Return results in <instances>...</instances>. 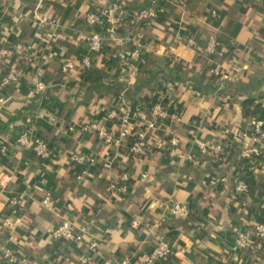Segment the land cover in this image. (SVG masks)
Returning a JSON list of instances; mask_svg holds the SVG:
<instances>
[{
	"label": "crops",
	"instance_id": "crops-1",
	"mask_svg": "<svg viewBox=\"0 0 264 264\" xmlns=\"http://www.w3.org/2000/svg\"><path fill=\"white\" fill-rule=\"evenodd\" d=\"M112 1L0 0V50L28 47L25 58L10 56L5 66L0 63V81L8 67L19 73L17 83L0 87L5 99L0 108V221L7 216L13 224L14 252L32 264H117L123 259L146 264L164 236L176 254L157 264H264V246L259 252L235 247L239 233L254 242V226L264 223V145L241 136L248 133L251 117L264 122L262 0H200L192 13L185 10L186 0H159L157 19L146 24L134 16L151 0H117L121 44L105 39L101 52L90 51L81 36L93 31L104 36L105 26L92 29L85 17ZM209 35L219 48L208 55L203 46ZM188 37L195 40L194 48L187 46ZM134 49L141 59L128 82L118 57ZM84 57L91 61L88 71L81 68ZM67 62L74 69L65 74L61 68ZM40 68L47 90L33 94ZM210 68L220 76L210 75ZM161 79L180 83L164 99L175 118L143 130L149 146L145 154L133 158L126 144L109 147L94 136L65 132L90 121L119 130V122L106 119L108 112L116 108L123 114L129 107L147 113L163 96ZM25 129L49 142L48 160L16 145ZM128 130L130 136L141 130L134 118ZM172 136L192 160L168 156ZM200 143H219L224 151L217 157L202 154ZM74 153L92 163L71 165ZM84 170L85 178L77 181ZM122 174L128 175L125 193L117 191ZM238 181L246 184L245 193L235 194ZM47 194L54 200L53 212L40 204ZM13 196L27 200L24 211L9 212L7 201ZM173 203L187 204L189 217H171L167 207ZM134 218L137 229L131 227ZM64 220L86 228L81 242L50 239L48 231ZM4 235L0 229V240ZM91 241L97 242L94 250ZM0 264L6 263L0 259Z\"/></svg>",
	"mask_w": 264,
	"mask_h": 264
},
{
	"label": "built area",
	"instance_id": "built-area-1",
	"mask_svg": "<svg viewBox=\"0 0 264 264\" xmlns=\"http://www.w3.org/2000/svg\"><path fill=\"white\" fill-rule=\"evenodd\" d=\"M88 1V0H85ZM158 2L159 0H151L150 3L144 8L139 9L134 19L139 24H146L149 21H154L158 16ZM264 7V0H262ZM215 15V12H212ZM122 9L121 5L117 0H113L108 6V8L100 11H91L85 17V23L88 27L94 29L100 24H104V36L96 33L95 31L90 32L88 35H82L81 41L87 44L90 51L101 52L103 47V40L107 39L111 42H116L121 44L122 40L118 38L117 31L119 26L122 24ZM187 46L194 48L196 42L192 38H187ZM204 53L212 54L219 48V43L214 35H209L204 44ZM28 47L24 45H16L13 50L1 49L0 50V63L5 66L7 58L14 56L17 60L25 58ZM45 59V57H43ZM141 59L137 49L122 52L119 54L118 63L126 77L127 81H131L134 75L135 62ZM91 61L88 57L82 59L81 68L85 71L90 70ZM73 64L70 62L65 63L61 70L63 73L68 74L73 71ZM44 71L43 69L36 70V80L32 84L33 94H42L46 92L47 85L42 81ZM208 73L212 76L219 77L220 72L216 68L208 69ZM18 71L16 67H8L7 73L0 81V87L2 89L17 83L18 81ZM160 86L163 88V96L160 95V100L153 104L148 112H143L140 110H131L129 107H125V112L121 114L116 108L108 112L106 119L111 122H119L121 125L120 129L115 131L112 128L101 124L96 121H90L86 124L80 126H68L66 133L79 132L81 134H88L94 136L99 142L105 146L118 148L122 144L127 145L128 154L135 158L147 152L149 148L147 143L146 134L143 132L144 129H155L160 122L165 121L167 118H175V114L170 113L169 107L164 102L165 97H168L175 90V85L166 79L160 80ZM193 95L198 96L199 93L192 91ZM5 99L0 97V108L4 105ZM134 118L136 123L139 125L141 130L138 133L132 134L128 130V125L130 120ZM53 121V118H51ZM248 130L242 133L243 138H249L252 142L264 145V122L257 118L251 117L248 121ZM15 143L17 146L23 149H30L38 160L45 161L52 156V148L49 142L44 138L37 137L33 135L30 129H25L18 134ZM169 148L167 149L168 156L170 158L179 160H192V155L183 154L180 151V141L177 137L172 136L168 141ZM198 150L205 154L211 152L214 156H219L223 153V146L219 143H200L198 145ZM69 162L71 165L74 164H91L92 160L86 159L81 153H74L69 157ZM261 169L264 170V161L261 164ZM87 174L86 170L80 172L76 175V180L81 181L85 178ZM121 185L118 186L117 191L120 193H125L127 191L128 175L122 174L120 177ZM247 191V186L244 182L238 181L235 184L234 192L235 194H242ZM41 206L49 211L53 212L55 210V203L52 197L47 194L40 200ZM7 205L9 212L16 213L19 211H24L27 205V200L21 196H13L8 199ZM168 214L173 218H188L190 211L189 206L185 203H173L167 207ZM131 227L133 229L139 228V221L134 218L131 221ZM1 232L5 235L0 240V259L6 264H32L30 260L18 256L13 248L12 243L14 241L13 237V224L10 222L9 218L5 216L0 221ZM87 233L86 228L78 229L76 224L70 220H64L54 228L48 231V236L51 240L67 242L74 241L76 243L81 242ZM105 234H109L110 230L106 229ZM252 235L255 241L252 242L247 233H239L235 238V247L239 250H250L252 252H259L264 246V223H258L254 226L252 230ZM97 247V242L91 241L89 243V249L94 250ZM174 245L166 239L164 236H160L157 240L156 245L153 247L150 254L147 255L145 262L146 264H157L164 259H167L175 255ZM84 262V258H81ZM117 264H129L127 259L119 261Z\"/></svg>",
	"mask_w": 264,
	"mask_h": 264
},
{
	"label": "trees",
	"instance_id": "trees-1",
	"mask_svg": "<svg viewBox=\"0 0 264 264\" xmlns=\"http://www.w3.org/2000/svg\"><path fill=\"white\" fill-rule=\"evenodd\" d=\"M199 3H200V0H186V1H184L185 10L190 12V13L195 12L199 6ZM171 82L175 85V88L180 84L176 81V79H172ZM246 103L249 104L250 101H248ZM246 103H245V105H246Z\"/></svg>",
	"mask_w": 264,
	"mask_h": 264
}]
</instances>
